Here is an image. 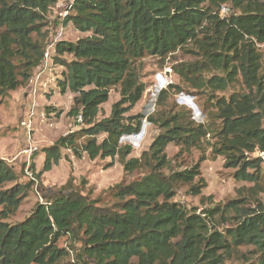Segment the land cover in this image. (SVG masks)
<instances>
[{"label": "trees", "instance_id": "trees-1", "mask_svg": "<svg viewBox=\"0 0 264 264\" xmlns=\"http://www.w3.org/2000/svg\"><path fill=\"white\" fill-rule=\"evenodd\" d=\"M59 1L0 0V97L28 81L42 63L44 40L34 36L48 26L46 17ZM224 6H229L226 15ZM69 10L65 22L90 33L56 44L55 58L64 67L59 88L76 94L69 114L77 129L45 147L44 170L58 164L66 149L78 158L118 157L126 172H150L120 187L115 208L100 207L79 192H60L10 223L30 183L7 186L18 176L0 160V264H226L243 246L260 253L252 264H264L263 201L246 208L241 199H233L200 214L173 200L178 183L191 184L192 192L201 194L205 180L193 183L200 165L162 172L170 164V143L188 152L214 132L212 151L236 168L238 180L253 184L250 196L264 193V0H74ZM182 49L196 52L198 59L177 62L172 71L193 96L208 97L210 106L203 111L214 121L200 122L177 107L158 120L161 132L149 150L127 159L133 146L121 139L139 133L145 118L155 122L143 113L128 115L146 89L136 62ZM65 54L73 59H62ZM239 82L245 90L219 94ZM117 87L120 100L109 116L99 118ZM174 88L182 89L169 84L158 102ZM217 119L220 126L213 125ZM222 218L234 219V225L216 229L213 221ZM65 236L70 247L59 245ZM74 242L81 247L68 261Z\"/></svg>", "mask_w": 264, "mask_h": 264}, {"label": "rangeland", "instance_id": "rangeland-1", "mask_svg": "<svg viewBox=\"0 0 264 264\" xmlns=\"http://www.w3.org/2000/svg\"><path fill=\"white\" fill-rule=\"evenodd\" d=\"M228 8L229 6H226L222 14L229 13ZM69 11V2L66 0L59 1L50 9L46 17L48 26L43 29L41 35L34 36L44 40L45 52H49V55L44 56L42 63L32 71L28 81L0 97V160L11 166L18 176L17 181L9 182L7 186L16 182L30 183L20 208L7 219L10 223L23 220L37 203L45 202L47 197L60 192H79L95 200L100 207L115 208L118 202L116 193L120 187L141 180L150 172L147 168L126 172L118 157L91 159L85 154L78 158L66 149L62 150L63 156L58 164L53 165L48 171L44 170L45 147L53 145L59 137L77 129L75 119L69 114L76 94L71 91L62 93L59 88L64 67L55 58L56 44L61 40L75 42L90 33L79 31L73 22H65ZM52 44L53 46L50 47ZM195 53L182 49L165 58L151 55L136 62L138 73L145 82L146 89L142 99L128 115L143 113L146 117H153L155 122L145 118L139 134L125 135L121 139L123 145L133 146V152L127 159L140 157L144 151L149 150L153 139L161 132L158 120L164 114L175 111L177 107H185L193 117L198 115L197 120L200 122L214 121L208 112L203 111L204 105L210 106L208 97L205 94L193 96L180 82L179 76L172 71V65L177 62L197 60L198 55ZM61 58L66 61L73 59L70 54H65ZM166 73L169 84L181 85L182 89L180 91L171 89L161 102H158L157 97L154 105L151 101L153 90L158 84L156 78L158 75L165 77ZM241 83L219 94L229 96L234 92L245 90ZM120 98V87L112 88L109 100L102 105L98 117L109 116L112 105ZM185 98H191L193 104L190 101L187 104ZM213 125L220 126L221 120L217 119ZM216 141L217 136L213 132L203 140L200 147L192 148L188 152L176 142L167 146L166 153L170 164L162 170L164 174L170 175L189 170L199 164L200 174L193 183H197L200 177L206 183L201 194L198 195L192 192L191 184L178 183L173 200L200 214L208 207L223 206L233 199H241L246 208H256L258 201L264 202V193L250 196L249 188L253 184L238 180L235 177L236 168L227 164L225 156L212 151V144ZM262 156L264 157V154ZM37 174L40 175L39 178ZM233 221L234 219L222 218L218 221L214 220L213 225L216 229L222 230L233 226ZM71 244L66 236L59 241L60 246L70 247ZM80 247V242L73 243L74 253L68 257V261L72 260ZM240 251L237 257L226 264H252L260 256L254 246H243ZM86 264L94 263L87 261Z\"/></svg>", "mask_w": 264, "mask_h": 264}, {"label": "clouds", "instance_id": "clouds-1", "mask_svg": "<svg viewBox=\"0 0 264 264\" xmlns=\"http://www.w3.org/2000/svg\"><path fill=\"white\" fill-rule=\"evenodd\" d=\"M168 75V74H167ZM167 75H165V77H163V76H161V75H158V77L156 78V80H157V85H156V87L158 86V87H161V91L160 92H162V90H164V89H167L168 88V85H169V78H168V76ZM187 101H186V103L187 104H189V101L193 104V100L190 98V99H187V98H185ZM194 118L195 119H198L199 118V116L198 115H196V116H194ZM140 133V132H139ZM139 133H137V134H139Z\"/></svg>", "mask_w": 264, "mask_h": 264}, {"label": "built area", "instance_id": "built-area-1", "mask_svg": "<svg viewBox=\"0 0 264 264\" xmlns=\"http://www.w3.org/2000/svg\"><path fill=\"white\" fill-rule=\"evenodd\" d=\"M60 1H64V0H60ZM66 1L69 2V7H70V4H72L74 0H66ZM225 9H226V7L224 6L222 10H225ZM52 46H53V44L50 47H52ZM45 55L48 56L49 52H45ZM167 73H166V75H167ZM160 91H161V87H158V86L155 87V90H153L152 101H151L152 104L155 105L157 97L160 94Z\"/></svg>", "mask_w": 264, "mask_h": 264}]
</instances>
